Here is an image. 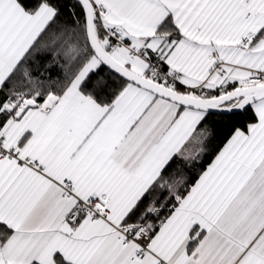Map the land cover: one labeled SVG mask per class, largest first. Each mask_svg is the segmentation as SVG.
Here are the masks:
<instances>
[{"label": "snow or ice", "instance_id": "1", "mask_svg": "<svg viewBox=\"0 0 264 264\" xmlns=\"http://www.w3.org/2000/svg\"><path fill=\"white\" fill-rule=\"evenodd\" d=\"M0 264H264V0H0Z\"/></svg>", "mask_w": 264, "mask_h": 264}, {"label": "trees", "instance_id": "2", "mask_svg": "<svg viewBox=\"0 0 264 264\" xmlns=\"http://www.w3.org/2000/svg\"><path fill=\"white\" fill-rule=\"evenodd\" d=\"M244 123V117H237L233 120V125L236 127L242 126ZM215 136L211 140V151L207 154L206 158L203 160V165L207 166L211 163L216 152L223 147L224 142H226L227 137L230 135V128L226 127L224 123L219 124L215 128Z\"/></svg>", "mask_w": 264, "mask_h": 264}]
</instances>
